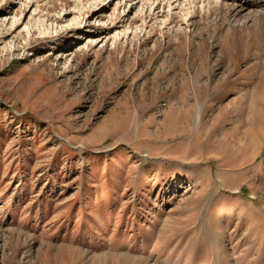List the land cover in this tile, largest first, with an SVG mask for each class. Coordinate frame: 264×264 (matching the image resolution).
I'll list each match as a JSON object with an SVG mask.
<instances>
[{
	"label": "rangeland",
	"instance_id": "374dc122",
	"mask_svg": "<svg viewBox=\"0 0 264 264\" xmlns=\"http://www.w3.org/2000/svg\"><path fill=\"white\" fill-rule=\"evenodd\" d=\"M79 1L0 0V264H264V3Z\"/></svg>",
	"mask_w": 264,
	"mask_h": 264
},
{
	"label": "bare ground",
	"instance_id": "6f19581e",
	"mask_svg": "<svg viewBox=\"0 0 264 264\" xmlns=\"http://www.w3.org/2000/svg\"><path fill=\"white\" fill-rule=\"evenodd\" d=\"M151 2V5H150V11H152V9H154L153 7L159 3V2H162L163 4L166 2L169 4V7L171 10V5H176V6H184V5H190V6H195V5H198L199 3L201 5H203L204 3H206L209 7L211 6H216V7H221L223 6L221 3H220V0H183V2L181 0H149ZM251 1V0H249ZM252 1H255V0H252ZM80 3L82 2V0L79 1ZM139 4H143L144 0H141V1H138ZM264 3V0H261L260 3L258 4H262ZM256 4V3H255ZM257 4V5H258ZM161 5V4H160ZM165 5V4H164ZM202 7V6H201ZM246 7V4H244L243 2H240L238 5H233L232 7H229V11L231 14H236V15H239L243 10L244 8ZM149 13V12H148ZM68 24V22H67ZM69 26H71V23L69 24Z\"/></svg>",
	"mask_w": 264,
	"mask_h": 264
}]
</instances>
